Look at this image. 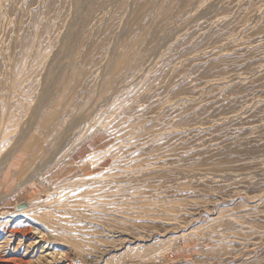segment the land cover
Returning a JSON list of instances; mask_svg holds the SVG:
<instances>
[{
	"label": "rangeland",
	"instance_id": "rangeland-1",
	"mask_svg": "<svg viewBox=\"0 0 264 264\" xmlns=\"http://www.w3.org/2000/svg\"><path fill=\"white\" fill-rule=\"evenodd\" d=\"M0 264H264V0H0Z\"/></svg>",
	"mask_w": 264,
	"mask_h": 264
},
{
	"label": "water",
	"instance_id": "water-1",
	"mask_svg": "<svg viewBox=\"0 0 264 264\" xmlns=\"http://www.w3.org/2000/svg\"><path fill=\"white\" fill-rule=\"evenodd\" d=\"M27 207V202H23L21 204H18L17 209L22 210Z\"/></svg>",
	"mask_w": 264,
	"mask_h": 264
},
{
	"label": "bare ground",
	"instance_id": "bare-ground-1",
	"mask_svg": "<svg viewBox=\"0 0 264 264\" xmlns=\"http://www.w3.org/2000/svg\"><path fill=\"white\" fill-rule=\"evenodd\" d=\"M250 250V249H249Z\"/></svg>",
	"mask_w": 264,
	"mask_h": 264
}]
</instances>
